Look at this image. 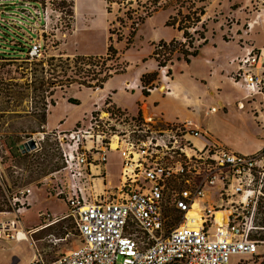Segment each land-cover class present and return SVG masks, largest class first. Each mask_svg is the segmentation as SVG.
Masks as SVG:
<instances>
[{
    "label": "rangeland",
    "instance_id": "rangeland-1",
    "mask_svg": "<svg viewBox=\"0 0 264 264\" xmlns=\"http://www.w3.org/2000/svg\"><path fill=\"white\" fill-rule=\"evenodd\" d=\"M191 1L195 3L192 12L205 8L201 24L190 30L195 39L193 43H201L196 42L198 35L194 31L205 34L209 43L191 64L178 61L181 56L175 53L173 66L159 69L151 57L159 39L170 42L177 37L178 41L186 42L181 33L165 26L168 17L175 15V7L180 5L173 0H161L159 5L168 4L169 8L153 12L154 18L149 23L150 18L147 19L145 27L136 26L138 32L130 49L125 47L135 27L133 21L137 23L145 16V11L153 10L156 0H45L38 8L42 15L28 0H0V21L5 19V24L0 22V156L4 162L0 178V224L15 225L1 231L0 264H29L34 255L56 258L78 249L82 242L74 219L66 218L69 214L66 204L54 197L52 185L44 179L57 167L49 145H45L42 154L28 153L19 157L13 156L7 148V144L20 147L40 132L45 113L47 129L52 131H71L84 125L92 110L107 99L136 116L142 88L131 90L128 87L136 83L141 86L142 73L152 70L151 73H159V83L155 86L160 92L166 91L167 84L181 81L187 84L194 97H198L193 102L190 97L189 108L179 102L167 103V118L189 117L211 135L245 152L262 146L263 132L253 116L248 109L240 111L236 107L246 92L232 83L233 72L224 73L226 79L217 84L221 71H225L224 65L231 64V58L238 55L244 41L264 45V29L256 28L248 36L243 29L250 0ZM73 3L72 19L73 9L69 5ZM15 12L17 15L13 14ZM183 12L187 14L186 10ZM112 23H115L112 29L116 35L110 42ZM117 35L125 41L117 46L118 49L115 45ZM154 37L157 39L153 42ZM36 41L42 44L43 50L38 57L31 58L26 52ZM110 44L118 50V64L125 71L111 76L99 92L76 83L80 76L72 60L77 54L104 56ZM14 49L25 52L14 55ZM50 59L55 61L51 63ZM68 59L70 62H66ZM207 81L209 87L205 86ZM216 85H219L218 90ZM173 92L176 93V89ZM213 107L218 112L207 114ZM148 109L151 111L152 105L149 104ZM122 165L120 153L108 154L106 172L108 181L114 185ZM25 188L32 191L28 209L16 217L11 201ZM46 215L50 216L49 222L56 221L49 227H45ZM255 225L259 229L253 236L264 237L263 209L258 210ZM228 264H264V245H260L255 256H233Z\"/></svg>",
    "mask_w": 264,
    "mask_h": 264
},
{
    "label": "built area",
    "instance_id": "built-area-1",
    "mask_svg": "<svg viewBox=\"0 0 264 264\" xmlns=\"http://www.w3.org/2000/svg\"><path fill=\"white\" fill-rule=\"evenodd\" d=\"M247 10L248 36L264 29V0H250ZM42 50L36 41L27 54L38 57ZM241 50L231 61V81L246 92L236 107L248 109L263 132L253 153L230 150L193 121L163 125L110 104L71 131L43 126L28 139L36 146L29 154L49 145L55 155L57 167L44 179L66 204L82 241L56 258L34 255L29 264H228L233 256L257 254L264 245L253 238L264 205V45L244 41ZM217 112L213 107L207 114ZM112 152L123 158L116 185L106 172ZM3 168L0 156V178ZM31 194L25 188L12 198L16 217L28 209ZM46 217L45 227L56 222ZM14 226L0 224V235Z\"/></svg>",
    "mask_w": 264,
    "mask_h": 264
},
{
    "label": "trees",
    "instance_id": "trees-1",
    "mask_svg": "<svg viewBox=\"0 0 264 264\" xmlns=\"http://www.w3.org/2000/svg\"><path fill=\"white\" fill-rule=\"evenodd\" d=\"M33 5H39L44 3L45 0H28ZM175 3L180 4L177 8L175 7V15H171L165 26L168 28H173L179 33L182 34L183 39L186 42H180L178 40H172L170 42L160 41L157 45H154V51L152 54L153 59L156 61L157 66L159 69L168 68L169 66H173V59L172 56L174 54H179L181 57H179L178 61H184L186 64H191L192 59L197 58L201 54V50L206 47L209 43L208 39L206 38L205 34L198 33V31H194V34L198 35V38L196 39V42H201L199 45H195L193 41L195 40L193 38V35H191L190 30L196 28L199 24L202 22V17L205 15V8L201 7V9H198L199 14L197 12H192L195 8V3L191 0H173ZM161 0H156L155 7L153 10L148 9L145 11V16L140 17L138 19V22L133 21V27L132 31L129 35V37L126 39V49H130L134 38L136 36V33L138 32V28L136 29V25H144L147 19L151 18L153 15L152 13L159 9L161 10H167L169 8L167 5H159ZM63 6H66V3H62ZM73 11L70 13V16L74 17V3L72 5H69ZM186 10L187 14H185L183 11ZM197 10V9H196ZM71 12V11H70ZM193 16H196L193 17ZM130 19V18H129ZM131 20V19H130ZM73 22V21H72ZM115 23L111 24V29H109L110 33V42L113 41V36L116 35L114 33V29H112V26H114ZM124 41L122 36L117 35V42ZM214 47H216L214 45ZM16 53L14 55H18V53L25 52L24 50L14 49ZM28 53V51L26 52ZM119 60V52L113 44H110L107 49V53L104 56H80L77 55L72 62L75 64V66L78 67V74H79V80H75L76 83H78L80 86H86L89 88H94L95 91L102 90L104 87V83L113 75H117L121 72L125 71V68L120 67L118 64ZM54 59H50V62H54ZM66 62H70V60H66ZM110 64V65H109ZM107 67V68H106ZM171 70L168 69V74H171ZM62 73V72H61ZM159 73H147L144 74L140 78V84L142 87V92L144 97H149L150 92L148 89H154L156 84L159 83ZM106 105H112V102L110 99H107L105 101ZM116 108L115 106H113ZM47 120L46 113L42 116V122L45 125ZM7 148L9 152L15 156H26L27 154L23 155L22 151L20 150L19 146L7 144ZM261 209L264 211V205L261 203L259 205ZM40 218H42L40 216ZM264 228V226H262ZM255 239L264 240V237H256L253 236Z\"/></svg>",
    "mask_w": 264,
    "mask_h": 264
},
{
    "label": "crops",
    "instance_id": "crops-1",
    "mask_svg": "<svg viewBox=\"0 0 264 264\" xmlns=\"http://www.w3.org/2000/svg\"><path fill=\"white\" fill-rule=\"evenodd\" d=\"M162 11H165V10H162ZM170 17V16H169ZM168 17V18H169ZM154 17H152V18H150V20L147 22V23H149L152 19H153ZM168 20V19H167ZM167 20H166V22H167ZM166 22H165V24H166ZM145 25H146V22H145V24L143 25L144 27H145ZM144 27H143V29H144ZM171 29H173V28H171ZM173 30H175V29H173ZM176 31V30H175ZM177 33L178 34H180L178 31H177ZM110 36V35H109ZM136 37V36H135ZM157 38L156 37H154L153 38V42L156 40ZM159 39V38H158ZM175 39V38H174ZM174 39H170L171 41L172 40H174ZM134 40H135V38H134ZM160 41H165V40H162V39H159ZM175 40H178L177 39V37H176V39ZM159 41V42H160ZM125 43V41H122V42H117V41H115V45H116V48H117V46L119 45V44H121V43ZM152 42V43H153ZM165 42H167V41H165ZM126 48V47H125ZM118 49V48H117ZM153 51H154V49H153ZM243 53V51L240 49V51H238V55L237 56H240L241 54ZM152 54H153V52H152ZM77 55H80V56H87V55H81V54H77ZM90 56V55H89ZM151 57H152V55H151ZM236 56H234L233 58H235ZM233 58H231V61H232V59ZM157 64V63H156ZM223 69H225V71H221V78H220V81L217 83V84H221L222 83V81L221 80H224V79H226V76L224 75V73H226V74H228V73H230V72H234L235 71V69H236V67L233 65V64H225L224 65V67H223ZM152 72V70H147L146 71V73H151ZM146 73H142V75H144V74H146ZM213 74H214V72H212V75H210V78L212 79V76H213ZM203 81L201 80V83H202ZM168 85V88H171V86L173 85L174 87H173V89H169V90H172V92L171 93H169V92H160V89H158V91H152L151 93H150V95H149V97H144V95H143V92H142V95H140V98H138V103H139V105H138V108L136 109V116L138 115V116H142V117H144V118H150V117H154L155 119H157V120H159V121H161V123L163 124V125H166V124H169V123H173V122H175V121H184V120H189L190 118L189 117H187V118H185V119H178V118H174V119H169V118H167V116H166V109L168 108V105H167V103H173V102H179V103H181L182 104V106L183 107H185V108H189L190 106H189V102H190V100L193 102L195 99H198V97H194L191 93H190V90H189V88L187 87V84H184L183 82H181V81H173V82H171V83H169V84H167ZM206 87H209V81H207V84L205 85ZM216 89L218 90V87H219V85H216ZM141 86H139V84L138 83H136L135 85H132V86H129L128 87V89H134V90H141ZM176 89V93H174L173 91ZM99 91H101V90H98V92ZM190 97H191V99H190ZM105 101L106 100H104V101H100V103H99V105L98 106H96L95 107V109L97 108V107H102V106H104V104H105ZM111 102H112V104H113V106H115L116 108H118V109H123L122 111H124V110H126V112L128 113V110L126 109V108H120V106H118L115 102H113L112 100H111ZM149 104L150 105H152V110L150 111L149 109H148V107H149ZM220 105H221V108H223L224 107V104L220 101V103H219ZM95 109H93L92 110V112L95 110ZM50 111H52V109L50 110ZM49 111V113L48 114H50L51 112ZM91 112V113H92ZM135 115V114H134ZM194 115H196L197 116V113H195L194 112ZM191 120V119H190ZM44 127H47V125L45 124L44 125ZM215 139H217L218 141H220L225 147H227V148H229L230 150H232V151H235V152H240V153H253V152H255L256 151V149L257 148H260V147H256V148H253L250 152H245L241 147H238V146H236V147H232L231 145H229L228 143L226 144L225 142H223L222 140H220V139H218V138H216L214 135H212ZM262 147V146H261Z\"/></svg>",
    "mask_w": 264,
    "mask_h": 264
},
{
    "label": "water",
    "instance_id": "water-1",
    "mask_svg": "<svg viewBox=\"0 0 264 264\" xmlns=\"http://www.w3.org/2000/svg\"><path fill=\"white\" fill-rule=\"evenodd\" d=\"M35 143L34 141H28L27 143L21 145L19 148L22 151V154L25 155L33 150H35Z\"/></svg>",
    "mask_w": 264,
    "mask_h": 264
},
{
    "label": "bare ground",
    "instance_id": "bare-ground-1",
    "mask_svg": "<svg viewBox=\"0 0 264 264\" xmlns=\"http://www.w3.org/2000/svg\"><path fill=\"white\" fill-rule=\"evenodd\" d=\"M91 1V0H90Z\"/></svg>",
    "mask_w": 264,
    "mask_h": 264
}]
</instances>
